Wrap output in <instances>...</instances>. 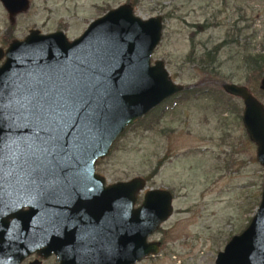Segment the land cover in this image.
<instances>
[{
	"label": "water",
	"instance_id": "water-1",
	"mask_svg": "<svg viewBox=\"0 0 264 264\" xmlns=\"http://www.w3.org/2000/svg\"><path fill=\"white\" fill-rule=\"evenodd\" d=\"M0 2L10 21L28 5ZM161 29L160 15L141 18L123 2L72 39L31 28L0 46V236L15 247L10 257L0 251V264L19 260L46 229L63 239L51 244L59 264H133L158 251L159 241L147 236L171 212L170 191L147 189L134 205L143 178L103 185L94 161L126 126L181 89L161 59L151 62ZM258 87L264 90V72ZM221 88L242 100L241 123L264 168V103L243 84ZM214 264H264V172L248 223Z\"/></svg>",
	"mask_w": 264,
	"mask_h": 264
},
{
	"label": "rangeland",
	"instance_id": "rangeland-1",
	"mask_svg": "<svg viewBox=\"0 0 264 264\" xmlns=\"http://www.w3.org/2000/svg\"><path fill=\"white\" fill-rule=\"evenodd\" d=\"M123 2L141 18L161 16L151 62L161 59L182 87L128 125L95 169L107 182L152 173L145 187L173 194L171 212L149 235L161 241L158 251L133 264H214L216 252L248 223L261 190L264 168L241 123L242 100L221 83L243 84L264 103L257 72L264 0H28L12 21L0 2V46L31 28L60 29L72 39ZM191 47L192 58L216 51L203 64L187 58Z\"/></svg>",
	"mask_w": 264,
	"mask_h": 264
},
{
	"label": "flooded vegetation",
	"instance_id": "flooded-vegetation-1",
	"mask_svg": "<svg viewBox=\"0 0 264 264\" xmlns=\"http://www.w3.org/2000/svg\"><path fill=\"white\" fill-rule=\"evenodd\" d=\"M6 15H7V18H8V14L6 12ZM9 20V18H8ZM55 30H60V29H55ZM54 31V30H53ZM62 31V30H61ZM49 32V31H47ZM160 103V102H159ZM158 103V104H159ZM158 104H156L155 106H157ZM155 106H153L152 108H150L145 114H147L151 109H153ZM143 114V115H145ZM142 115V116H143ZM141 117V116H140ZM139 118V117H138ZM137 119V118H136ZM135 119V120H136ZM134 120V121H135ZM133 121V122H134ZM127 127V126H126ZM125 127V128H126ZM124 128V129H125ZM123 129V130H124ZM118 137V136H117ZM116 137V138H117ZM115 138V139H116ZM114 139V140H115ZM114 142V141H113ZM112 142V143H113ZM112 145V144H111ZM110 149H111V146H110ZM109 149V151H110ZM99 158L95 159L94 161V165L96 163V161L98 160ZM157 165L154 167L155 169H157ZM94 171L95 173L94 174H97V175H100L102 176L103 178V185H107V184H110V183H113L115 181H110V182H107L105 180V177L103 176V174L99 173L96 171L95 169V166H94ZM152 174V173H150ZM149 175H146L145 177H142L143 180H144V187L141 191H139L137 193V197L135 199V203L134 205H137L141 200H142V195H143V192L146 191L147 189H150V188H146L145 187V182L147 181V179L149 178ZM94 183V180H89L87 181L85 184H93ZM154 188V187H153ZM162 188V187H161ZM170 191V190H169ZM171 193V200L173 199V194L172 192L170 191ZM23 208H25V206H23ZM6 215L4 213H1L0 214V218H3V216ZM9 218H7V220H9ZM88 219H85L83 221H87ZM48 221V220H47ZM160 225V224H159ZM4 232L3 228L1 229V234ZM8 239V237H5V236H0V251H1V254L3 255L4 254V251H5V248L8 250V255L10 257V255H13L14 253L11 252V249L12 248H15L14 246L12 245H4V240ZM63 239H56V240H53L52 239V236L48 234V230H44V231H39L38 234H36L35 238L33 239V242H34V248H33V243H32V248L30 251L26 252L19 260H17L16 262L13 261V260H8L7 262H4L3 264H59V260L57 259V255L53 252V249L51 248V244L54 242H63L62 241ZM147 240H152V238L149 237V235L147 236ZM67 242V241H66ZM71 242V241H70ZM161 241L159 240V245H160ZM57 248L59 250H61L63 252V249L67 248L66 245H63V244H60L59 246H57ZM145 257V256H144Z\"/></svg>",
	"mask_w": 264,
	"mask_h": 264
},
{
	"label": "trees",
	"instance_id": "trees-1",
	"mask_svg": "<svg viewBox=\"0 0 264 264\" xmlns=\"http://www.w3.org/2000/svg\"><path fill=\"white\" fill-rule=\"evenodd\" d=\"M8 38L4 39V42L7 40ZM214 51H216V47H213L211 49H207L204 50L199 57L196 58H192L194 51L193 48L191 47L188 51V53L186 54L187 58H190V60L195 59L200 61L201 63L205 64V61H209L211 60V57L214 54ZM257 72H264V58L262 59L261 64L259 65L258 71ZM262 75V74H261ZM206 92V91H205Z\"/></svg>",
	"mask_w": 264,
	"mask_h": 264
}]
</instances>
